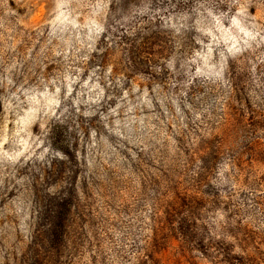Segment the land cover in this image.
<instances>
[{"label": "rangeland", "instance_id": "obj_1", "mask_svg": "<svg viewBox=\"0 0 264 264\" xmlns=\"http://www.w3.org/2000/svg\"><path fill=\"white\" fill-rule=\"evenodd\" d=\"M0 264H264V0H0Z\"/></svg>", "mask_w": 264, "mask_h": 264}]
</instances>
